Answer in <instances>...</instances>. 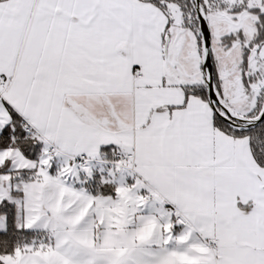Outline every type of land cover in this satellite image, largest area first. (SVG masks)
<instances>
[{
	"label": "snow or ice",
	"instance_id": "obj_1",
	"mask_svg": "<svg viewBox=\"0 0 264 264\" xmlns=\"http://www.w3.org/2000/svg\"><path fill=\"white\" fill-rule=\"evenodd\" d=\"M0 264H264V0H0Z\"/></svg>",
	"mask_w": 264,
	"mask_h": 264
}]
</instances>
